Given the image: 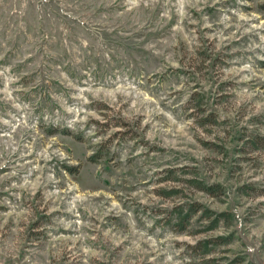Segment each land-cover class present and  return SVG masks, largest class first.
I'll list each match as a JSON object with an SVG mask.
<instances>
[{"label": "rangeland", "instance_id": "obj_1", "mask_svg": "<svg viewBox=\"0 0 264 264\" xmlns=\"http://www.w3.org/2000/svg\"><path fill=\"white\" fill-rule=\"evenodd\" d=\"M0 264H264V0H0Z\"/></svg>", "mask_w": 264, "mask_h": 264}, {"label": "trees", "instance_id": "obj_2", "mask_svg": "<svg viewBox=\"0 0 264 264\" xmlns=\"http://www.w3.org/2000/svg\"><path fill=\"white\" fill-rule=\"evenodd\" d=\"M253 140L254 139H252L250 141V144L254 142ZM89 160L95 162L94 157L90 158ZM191 182L196 184V189L198 191H201V192H203L209 196L215 197V196H218L220 194L218 191V189H220L218 185H216V186L204 185L202 182L197 181L195 179H193V181H191ZM171 193H168L167 195H169ZM200 213L202 215L201 217L204 219H210L211 215L213 214L210 211L203 209L202 205H199L196 203L179 205L176 208H174L172 213L170 212L168 214V217H167L168 218V224H171V227L174 228L172 231H174L178 234L186 233V231H187L186 229L189 228L190 223H191L192 219L194 218V216H196L197 214H200ZM222 215L223 214L215 215V218L212 221V226L210 227L211 230L217 226ZM209 252H210L209 249H204L202 254L205 255V254H208Z\"/></svg>", "mask_w": 264, "mask_h": 264}]
</instances>
